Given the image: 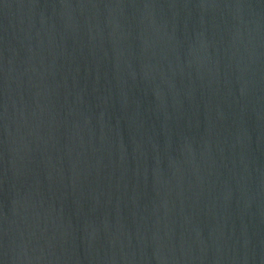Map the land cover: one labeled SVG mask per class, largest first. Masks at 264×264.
<instances>
[{"label":"water","instance_id":"obj_1","mask_svg":"<svg viewBox=\"0 0 264 264\" xmlns=\"http://www.w3.org/2000/svg\"><path fill=\"white\" fill-rule=\"evenodd\" d=\"M0 264H264V0H0Z\"/></svg>","mask_w":264,"mask_h":264}]
</instances>
